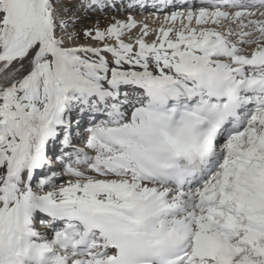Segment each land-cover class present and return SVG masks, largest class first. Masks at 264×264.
I'll return each instance as SVG.
<instances>
[{"label":"bare ground","instance_id":"1","mask_svg":"<svg viewBox=\"0 0 264 264\" xmlns=\"http://www.w3.org/2000/svg\"><path fill=\"white\" fill-rule=\"evenodd\" d=\"M7 1L20 18L26 17L27 0ZM84 1L99 4L102 11L84 14L78 22H72L68 33L59 39L54 36L53 42L61 40L64 47L81 56H104L111 52L124 60L145 58L146 66L140 59L137 76L118 75L108 83L107 76H91L103 74L106 67L80 65V69L89 70V74L84 72L87 79H77L79 73L75 77L68 74L67 79L75 80L80 88L65 92V76L63 79L54 74V51L58 48L45 46L37 32L27 35L10 31L4 21L2 27L7 24V28H2L0 35V86L10 90V95L0 117L1 264L15 260L18 264H32L30 244L55 247L61 256L73 262L57 245L64 228L58 227L56 220L46 219L43 223L49 225L40 222L39 228L32 224L35 202H41L50 211L63 210L80 218L72 220L76 224L92 226L96 251L72 264H113L122 260L113 246L118 226L147 237L148 241H160V248L179 239L188 241L192 250L184 264H235L241 243H247L237 236L251 224L264 229V95L254 98L251 107H242V117L237 115L233 119V124L243 122L241 134L219 147L216 171L225 176L223 182L219 179L221 187L208 188V181L204 186L178 189L170 183L137 181V175L130 171L138 168L140 154L157 150L156 131L165 117L150 110L145 102L139 104L147 89L178 99L210 97L221 102L233 98V89L241 81L264 78V9L246 2L229 8L220 0H119V4L118 0ZM112 2L116 5L113 11L107 8ZM83 27L90 29L91 38L73 32ZM180 56L187 59L177 63ZM35 70L45 91L36 98L24 82L28 71L32 76ZM114 85L132 89L123 106L126 115L109 124L96 125L87 141L80 139L85 149L76 151L77 160L70 159L73 161L65 174L52 181L44 178L45 185L34 194L29 193L24 169L41 144L56 134L71 115L78 118L80 125L103 113ZM70 97L79 103L77 112L72 114ZM105 99L103 108L96 105ZM135 106H139L138 112L132 108ZM117 129L130 132L131 138L125 145H114L112 137ZM56 147L52 143V148ZM114 157L122 158L127 167L115 164ZM82 159L88 164L79 169L77 165ZM171 208L182 217L161 215ZM197 213L206 217L204 229L194 225ZM178 221L183 226H178ZM91 255L100 258L91 259Z\"/></svg>","mask_w":264,"mask_h":264},{"label":"rangeland","instance_id":"2","mask_svg":"<svg viewBox=\"0 0 264 264\" xmlns=\"http://www.w3.org/2000/svg\"><path fill=\"white\" fill-rule=\"evenodd\" d=\"M32 1L35 3L34 6L30 5V2H32ZM28 2H29V4H28ZM53 4L55 6L54 9L48 7L47 2H45V0H27L26 17L20 18L19 15L15 12V10H13L14 9L13 6H11V5L9 6V2L7 0H4L0 4V35L2 34V31H3L2 28H7L6 25L8 24L9 25L8 30H10V31H13L15 33H20L22 31V33H25V34L27 33V35H31V33L37 32L38 37H41L43 39L42 41L44 42L45 46L58 48V50L54 51V56L56 58V62L54 63V65H55L54 74L55 73L59 74L63 79L65 76V79L63 81V85H64L63 91H65V92L66 91H72L77 86V84L74 83V82H76L75 80L69 81L67 79L68 74L75 77L79 73L76 76L77 79H79V78L87 79L86 76L84 75V72L89 74V70L87 68L82 70V69H80L81 66H82V68L87 67V66H90V67L93 66L91 68H95V69H101V66H102V68L106 67L105 68L106 70L105 69H103L104 71L102 70L104 73H106V71H108L105 74V76H103L104 73L99 74V75L92 73L91 76H93L94 78L100 77L102 79H105L107 76L108 83L113 82V80L118 75L119 76L120 75L137 76L139 73L137 71V68H140L139 66L141 64H143V67L146 66V59L145 58H143V59L131 58L130 60H124V59H120L118 56L111 55L112 54L111 52L104 54V57H101V54L97 55L100 58L97 56H88V55H82L81 56V53L76 54V52L69 51L68 48L64 47L63 41H61V40H57L54 43L53 42L54 36L56 37V39L57 38L59 39L63 33H68V31L71 28L72 22L73 23L78 22L79 19H81L84 14L92 15L96 11L99 12V10H100L99 7H101V6L97 3H94L91 5L88 1H82V0H60L57 3L54 2ZM108 6H111V5H108ZM108 6H107V8H108ZM113 10L111 9V11H113ZM17 15L19 18L16 17ZM5 20L7 21L6 22L7 24L4 27H2ZM18 23H19V25H18ZM45 26L50 29V33L47 32ZM73 32L77 35H84L85 37L91 38V34H90L91 32H90L89 28L83 27L81 29H75V30H73ZM48 34H50V36H48ZM57 42H59L61 44H57ZM59 47H60V49H59ZM236 58H238V57L236 56ZM140 59L144 60V61L141 62ZM183 59L186 60L187 57L180 56L178 58L177 63L179 61H182ZM235 61H237V60H235ZM138 62H141V64L139 65ZM90 63H93V64H90ZM124 64L127 67H125ZM120 71H123V72H120ZM29 73H30V71H28L27 78L25 80L24 79L23 80L25 83H28L27 86L31 87V88L30 87H27V88L29 91H32L33 93H35L34 97L36 98L37 96H39V94L44 93L45 91H43L40 87L41 85L38 82L39 79H37L38 78L37 71L35 70L34 74L35 73L36 74L32 75V76ZM63 73H64V75H63ZM129 73H130V75H129ZM1 74H2V72L0 71V76H1ZM69 78H72V77L70 76ZM72 80H73V78H72ZM36 85H38V86H36ZM0 87H1L0 88V117H1L3 115L2 112H3L4 106L6 105L5 102H7V100H6L7 96L10 95V90L6 91L5 88L3 89L2 86H0ZM78 88H80V85H78L76 89H78ZM66 98L68 99V97H66ZM69 100H72V101H70L69 112L71 114L74 112H77L78 104H79L78 99H75L74 97L73 98L70 97ZM105 101H106V99L102 102H99L96 105H100L103 108ZM27 102H30V101L28 100ZM0 123H1V120H0ZM86 130H87V128H85V126H84V129L80 130V131H82L81 133L83 134V132L86 133ZM84 138L87 141L89 139V136L86 135ZM64 170L65 169L62 167V169L60 170V172H62L61 175L65 174ZM215 174H213L212 178H209L207 180V182L208 181H210V182L208 183V186H206V187L210 188L213 186L214 187H221L222 186L220 181L222 180V182H223L225 176L222 177L221 175H219L218 171H216ZM219 179H220V181H219ZM206 183L201 184L200 186H204ZM185 216L183 215V217H185ZM176 217L181 218L182 214H179V216H176ZM204 218H206V217H205V215H203V213L202 214L197 213V217H196V221L194 222V225L204 229V226H206L208 223L206 220L204 221ZM32 224H33V222H32ZM34 224H35V227L39 226L38 221H34ZM178 226H183L182 221H180V222L178 221ZM58 227H62L61 224H58ZM230 229H232V227ZM244 230L245 231H242L237 236V239L243 238L244 242L246 241L247 243H241V247H239L240 251H239V253H237L238 255L236 254L237 256L234 258L235 259L234 261L236 262L235 264H264V229H263V227L262 228L261 227L256 228V224H251L250 227L244 228ZM244 233H246L247 236H251V237L247 238V236H243ZM251 234H253V235H251ZM238 246H239V244L236 247H238Z\"/></svg>","mask_w":264,"mask_h":264}]
</instances>
